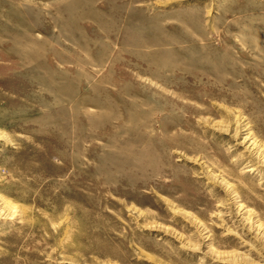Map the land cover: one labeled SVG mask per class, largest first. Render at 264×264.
Returning <instances> with one entry per match:
<instances>
[{"label":"rangeland","instance_id":"obj_1","mask_svg":"<svg viewBox=\"0 0 264 264\" xmlns=\"http://www.w3.org/2000/svg\"><path fill=\"white\" fill-rule=\"evenodd\" d=\"M6 201L0 264H264V0H0Z\"/></svg>","mask_w":264,"mask_h":264},{"label":"bare ground","instance_id":"obj_2","mask_svg":"<svg viewBox=\"0 0 264 264\" xmlns=\"http://www.w3.org/2000/svg\"><path fill=\"white\" fill-rule=\"evenodd\" d=\"M244 141H245V143H247V140H244ZM251 143L252 144H250V146H255L253 142H251ZM1 205L2 204H0V216H8L9 215V217H10L16 212L17 206L15 204H12V203L6 201L5 204H3L2 206Z\"/></svg>","mask_w":264,"mask_h":264}]
</instances>
